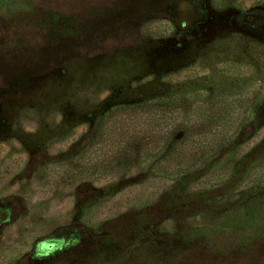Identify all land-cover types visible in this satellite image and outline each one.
Wrapping results in <instances>:
<instances>
[{
	"label": "rangeland",
	"instance_id": "1",
	"mask_svg": "<svg viewBox=\"0 0 264 264\" xmlns=\"http://www.w3.org/2000/svg\"><path fill=\"white\" fill-rule=\"evenodd\" d=\"M174 95L236 131L170 172L92 134ZM0 264H264V0H0Z\"/></svg>",
	"mask_w": 264,
	"mask_h": 264
},
{
	"label": "trees",
	"instance_id": "2",
	"mask_svg": "<svg viewBox=\"0 0 264 264\" xmlns=\"http://www.w3.org/2000/svg\"><path fill=\"white\" fill-rule=\"evenodd\" d=\"M203 108L197 102L184 104L181 95L115 103L101 112L92 134L99 142L107 141L111 160L152 158L164 171H180L197 160L196 151L184 149L188 135L195 139L203 131L217 136L236 131L229 117L238 111L231 102L212 104L209 113ZM251 110L256 111L257 106ZM181 162H185L184 168Z\"/></svg>",
	"mask_w": 264,
	"mask_h": 264
}]
</instances>
